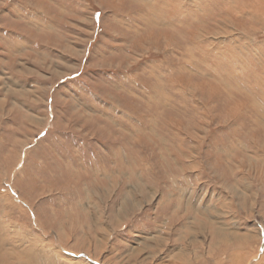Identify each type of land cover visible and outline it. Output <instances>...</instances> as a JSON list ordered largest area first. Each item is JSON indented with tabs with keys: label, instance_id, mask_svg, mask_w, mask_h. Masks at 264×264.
I'll return each mask as SVG.
<instances>
[{
	"label": "rangeland",
	"instance_id": "rangeland-1",
	"mask_svg": "<svg viewBox=\"0 0 264 264\" xmlns=\"http://www.w3.org/2000/svg\"><path fill=\"white\" fill-rule=\"evenodd\" d=\"M263 237L264 0H0V264Z\"/></svg>",
	"mask_w": 264,
	"mask_h": 264
},
{
	"label": "bare ground",
	"instance_id": "bare-ground-1",
	"mask_svg": "<svg viewBox=\"0 0 264 264\" xmlns=\"http://www.w3.org/2000/svg\"><path fill=\"white\" fill-rule=\"evenodd\" d=\"M250 17V16H249ZM251 18V17H250ZM255 20V19H254ZM256 82V81H255ZM215 228V227H214ZM217 228V227H216ZM215 231V230H214ZM220 231H221V229H220ZM220 233V232H219ZM216 234L218 235V232H216ZM220 235V234H219ZM232 235L235 237V240H233L234 242V244L237 246V244H240V246L243 244V243H246V244H248V246H249V244H250V241L252 240V235H250V234H246V233H242V234H239V233H237V232H235V231H233V233H232ZM232 236V237H233ZM220 237V236H219ZM221 237H222V235H221ZM229 237V236H228ZM228 237H226L225 236V242H226V239H228ZM259 237V236H258ZM230 238V237H229ZM264 238V237H263ZM220 239V238H219ZM229 240V239H228ZM224 242V245H226V243L228 242V243H231V242H229V241H227L226 243ZM232 243V244H233ZM233 244V245H234ZM245 244V245H246ZM227 246V245H226ZM239 246V247H240ZM137 250V249H136ZM214 251V250H213ZM21 254V253H20ZM29 254H30V252L28 253V252H25L24 254H22V255H24V258H26V260H25V263L26 264H42V261H43V259L45 258H43V256L44 255H42V254H36V258H33L32 257V255L31 256H29ZM230 254V253H229ZM232 254V253H231ZM255 254V253H254ZM253 254V255H254ZM259 255V254H258ZM261 256H259V257H256L255 259H253L252 261H251V259L250 258H248L247 257V255H243V253H240V255L239 256H237V257H234V256H230L229 255V260H228V262L226 263L225 261H223L222 259H214V261H215V264H264V247H263V249H262V253L260 254ZM178 256L180 257V260H181V263H179L178 261H177V259L175 258V257H173V259H171L170 260V264H193V261L189 258V257H187L185 254H183V253H179L178 254ZM215 256V255H214ZM227 257H228V255H227ZM45 260V259H44ZM250 260V261H249ZM50 264H52L53 263V260L52 259H50L49 261H48Z\"/></svg>",
	"mask_w": 264,
	"mask_h": 264
}]
</instances>
